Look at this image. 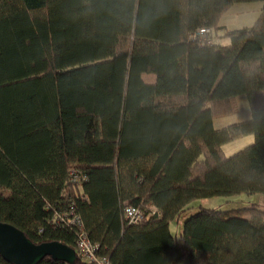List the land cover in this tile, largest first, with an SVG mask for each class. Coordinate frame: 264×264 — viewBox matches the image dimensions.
I'll use <instances>...</instances> for the list:
<instances>
[{
  "label": "trees",
  "instance_id": "16d2710c",
  "mask_svg": "<svg viewBox=\"0 0 264 264\" xmlns=\"http://www.w3.org/2000/svg\"><path fill=\"white\" fill-rule=\"evenodd\" d=\"M237 1L260 0H0V220L75 247L76 214L111 264H175L177 234L186 264H264V206L170 225L198 198L264 194V7L224 28ZM241 94L250 117L214 127Z\"/></svg>",
  "mask_w": 264,
  "mask_h": 264
},
{
  "label": "rangeland",
  "instance_id": "374dc122",
  "mask_svg": "<svg viewBox=\"0 0 264 264\" xmlns=\"http://www.w3.org/2000/svg\"><path fill=\"white\" fill-rule=\"evenodd\" d=\"M264 2L260 1H237L232 4L228 10L225 11L218 19V23L224 28L237 29V27H247L252 25L259 17ZM218 36L216 40L218 42H224V31L223 29L216 30ZM249 113V102L245 94H241L238 99L237 110L230 113L228 116L218 117L214 120V126L219 128L221 126L230 125V123L241 122L242 120L248 119ZM256 203L260 206H264V194H236L234 196H214L210 198H198L190 203V207L187 208L185 213L175 221L170 223L171 229L174 233H178L182 221L191 213L196 211L199 205L204 207H216L219 209H229L235 207L246 206V204ZM178 240L176 245V263L175 264H186L183 258L184 244L182 239L177 234Z\"/></svg>",
  "mask_w": 264,
  "mask_h": 264
},
{
  "label": "water",
  "instance_id": "95a60500",
  "mask_svg": "<svg viewBox=\"0 0 264 264\" xmlns=\"http://www.w3.org/2000/svg\"><path fill=\"white\" fill-rule=\"evenodd\" d=\"M0 256L13 264H37L46 256L73 264L75 248L60 241L35 243L10 222L0 220Z\"/></svg>",
  "mask_w": 264,
  "mask_h": 264
},
{
  "label": "built area",
  "instance_id": "2783aa9c",
  "mask_svg": "<svg viewBox=\"0 0 264 264\" xmlns=\"http://www.w3.org/2000/svg\"><path fill=\"white\" fill-rule=\"evenodd\" d=\"M195 37L197 38L200 44L202 43H210L213 41L214 32L212 28L208 26H203L198 29ZM74 175V171H72ZM74 177H76L74 175ZM75 179V178H73ZM124 215L127 222L132 224H137L144 218L146 215L142 212V210L131 203H127L124 207ZM62 219L67 224H75L77 227V236L75 239V251L85 264H111L109 257L105 254H102L98 251L99 245L98 243L91 241L85 229H83V224L81 218L78 215H64Z\"/></svg>",
  "mask_w": 264,
  "mask_h": 264
},
{
  "label": "crops",
  "instance_id": "0c3cea01",
  "mask_svg": "<svg viewBox=\"0 0 264 264\" xmlns=\"http://www.w3.org/2000/svg\"><path fill=\"white\" fill-rule=\"evenodd\" d=\"M223 44H226L228 41L227 38H224ZM222 43V42H220ZM217 118H214V120ZM214 120H213V125H214ZM215 127V126H214ZM253 140L252 135H243L242 137H238L236 139H232L230 142L224 143L221 148L225 152L226 155H232V153L238 151L239 149H242L243 146L251 143ZM187 252L186 248H183V258L186 259Z\"/></svg>",
  "mask_w": 264,
  "mask_h": 264
}]
</instances>
